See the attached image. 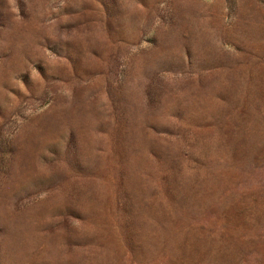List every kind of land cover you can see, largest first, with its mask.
<instances>
[{
	"label": "rangeland",
	"instance_id": "obj_1",
	"mask_svg": "<svg viewBox=\"0 0 264 264\" xmlns=\"http://www.w3.org/2000/svg\"><path fill=\"white\" fill-rule=\"evenodd\" d=\"M0 264H264V0H0Z\"/></svg>",
	"mask_w": 264,
	"mask_h": 264
}]
</instances>
